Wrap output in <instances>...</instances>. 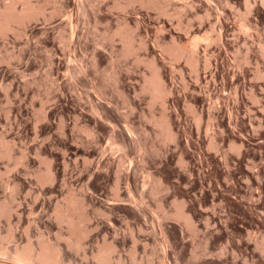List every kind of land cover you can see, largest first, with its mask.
<instances>
[{
  "label": "rangeland",
  "instance_id": "rangeland-1",
  "mask_svg": "<svg viewBox=\"0 0 264 264\" xmlns=\"http://www.w3.org/2000/svg\"><path fill=\"white\" fill-rule=\"evenodd\" d=\"M29 1L42 16L0 35V264L44 244L59 264H99L104 244L122 264H264L262 7L246 18V42L241 0L232 12L219 0H169L170 18L137 1L87 0L73 37L63 19L74 0ZM117 29L129 33L128 54ZM211 30L223 42L207 48L199 38ZM172 42L197 45L208 68L171 59ZM152 60L163 101L142 89ZM70 201L87 216L79 248L58 216Z\"/></svg>",
  "mask_w": 264,
  "mask_h": 264
},
{
  "label": "bare ground",
  "instance_id": "bare-ground-1",
  "mask_svg": "<svg viewBox=\"0 0 264 264\" xmlns=\"http://www.w3.org/2000/svg\"><path fill=\"white\" fill-rule=\"evenodd\" d=\"M84 1H87V0H74L73 1L74 5L76 7V11H74L75 13H72V12H70V13L66 12L65 13L64 12L65 18L63 20H64V22L66 21V24L68 26L67 28H68V31H69V34L71 37H73V35L75 34V32L77 30L76 29L77 28V16H78V12L81 11L83 8ZM135 1L139 2L141 5H144V6L156 8L158 10V13H160L161 16L163 15V17L170 18L171 16L176 15V14L172 15L167 10V5H169L168 4L169 0H126V4L124 6L130 5V3L132 4ZM173 1H175L174 3H176L177 0H173ZM209 1L210 0H205V3H207L209 5ZM221 1H223V2H221ZM221 1L219 0L218 2L222 3L221 4L222 6H224V7L227 6L229 8V10H231V12H232V10H234V8L231 6L230 0H221ZM170 2H171V0H170ZM241 3L243 6V12L238 11L237 15L239 16L238 19L240 20L239 26L241 28L240 30L242 31L243 39H244V41H246L247 39H250L252 36L251 35V27L252 26H250L247 23L246 18H248V15L252 12L253 8L256 5L261 6L263 11H264V0H241ZM14 4H15L14 2H11L10 4H6V5H3L2 7H0V35H5L6 32L11 30L10 27L13 23L25 24L24 22L36 19L43 12L42 6L41 7L35 6L36 4L34 5L32 2L30 3L29 0H23L22 1V8L19 10L14 7ZM210 4H212V3H210ZM117 5L120 8L124 7L121 4H117ZM219 5H218V7L221 8V6H219ZM182 6H183V4H182ZM218 7H216V8L218 9ZM224 7H223V9H224ZM209 8H210V6H209ZM219 10L222 11V9H218V12H219ZM206 11H210V9L206 10ZM175 12H172V13H175ZM216 12H217V10H216ZM58 13H59V10H56L55 14H58ZM220 13H222V12H220ZM220 13H218L219 16H218L217 22H220L219 20L222 16V14H220ZM213 31L211 32V34L215 35V32H213ZM114 33H115V35L120 36L123 40V51L121 52L122 54H128L131 51H133V48L130 46L129 33L124 31L123 29H117V31ZM21 34H23V33H21ZM211 36H210V34L206 33L205 35H203L199 39L201 41H207L206 47L208 45L210 46L209 42L212 40V38L214 39L213 41H218L219 43L222 44V42H223L222 31H219L218 34L216 32V35L214 37H211ZM195 39H197V41H198V38H195ZM194 41H196V40H194ZM199 41H198V43H199ZM246 42H244V47H245L246 53H247L249 48L246 46ZM194 44H196V43L194 42ZM141 45H142V43L139 44V46H141ZM195 46H197V45H194V48H192V49H186L184 46H179L175 42H172V45L170 47L165 48V53L168 54V56L173 60L185 58L184 61H186V63L189 65L191 71L193 73L197 74L200 68L207 69L210 62H208V59L206 58L207 56H205V55L202 56L203 59L199 57V55H198L199 51L197 52L195 50L198 47L196 48ZM259 49H260L261 56H262V59L264 62V43L260 44ZM135 59L137 61L140 60L139 57H135ZM238 64L241 65L239 68L240 72H242V66H244L246 68L249 67L251 63L249 61L248 55L245 54L238 61ZM149 66H150L152 72H151L149 77L144 78V83H143L142 89L150 90L152 92L153 99L159 98L163 101L167 97V95L169 94V91L165 87V84H164L163 79L161 77L162 76V74L160 73L161 71L158 69L159 67H157L154 64L153 60L149 63ZM71 67H72L74 74H83L84 73V69L82 66H71ZM69 69H70V67H67V70H69ZM254 73L256 75H258L260 78L264 79V71L257 64L254 67ZM235 100H237V99H235ZM166 137L168 139L174 138V134L172 133L169 126L166 127ZM51 176H52L51 171L48 168L46 170V177H45L46 180H50ZM113 190L115 191V195L118 196L116 193V190H117L116 186L114 187ZM76 209H81L80 203L77 205V203L70 201L69 204L65 208H63L59 211L58 216H59L60 221L66 223V225L68 227L69 238L72 237L73 235L75 236V246L77 248H79L81 246L80 241L87 234V229L84 226V222L87 219V216L85 214H80L76 218L74 216ZM176 217L178 219H181L182 221H184V223L187 226L192 225V222H191L189 216L187 214H185V212L183 210H181V209L178 210L176 212ZM65 241H66L67 245L68 244L70 245V239H66ZM112 252H113V247H111L110 245L104 244L103 246H101L98 249V251L94 257H95V259H97L99 261V264H122L120 258L114 259L113 257H111ZM33 260L37 261L38 264H59L60 251H59V249H57L55 247H50L48 244H44V245L40 246L36 251H34L31 248L29 252L26 251L25 253H21V254L16 252V256H15L13 261L15 264H32Z\"/></svg>",
  "mask_w": 264,
  "mask_h": 264
}]
</instances>
